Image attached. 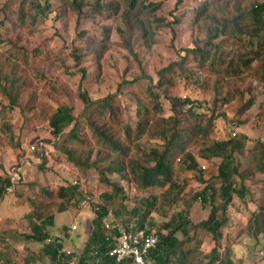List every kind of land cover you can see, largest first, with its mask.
<instances>
[{"label": "trees", "instance_id": "1", "mask_svg": "<svg viewBox=\"0 0 264 264\" xmlns=\"http://www.w3.org/2000/svg\"><path fill=\"white\" fill-rule=\"evenodd\" d=\"M220 1L226 2V10L223 14L216 11L213 6ZM69 2L70 9L67 8L65 11L68 14L73 10L78 13V22H82L80 20L84 16H103L105 11L109 12L110 17L121 9L124 28H119L118 32L121 35L125 32L130 36L128 47L137 60L138 56L132 48V34L142 30L148 38L153 35L151 30L146 28V23L142 22L141 17L144 14L149 16L151 12L157 10L159 5L156 1L124 0L121 6H115L113 2L104 0H70ZM33 6L37 9L38 15H45L50 4L48 0L45 5L40 1H33ZM245 7L244 0L202 1L195 9V18L190 25L194 37L193 44L182 50L179 59L170 62L160 71V82L167 85L163 91L164 97L173 99L169 84L173 77L182 76L191 82L193 88H200L203 93L210 96L211 105H206L207 99H205L188 106L192 101L186 97L187 99H183L179 106L172 102V113L167 116L164 113L163 102L159 98L161 94L149 87L145 89V96L135 95V115L126 119L120 102L114 98V95L93 101L84 91L81 96L85 102V109L76 117L75 126L65 133V127L73 119L68 106L48 105L46 108L43 105L39 109L36 105L28 104V111L49 119L54 127V134H63L64 139L59 142L57 148L63 151L77 168L80 176L75 180L66 179L65 184L57 187H40L36 195L31 194L27 197L32 207L27 217L35 220V223L31 227V232L19 234L18 237L25 238L29 243H38L39 248L31 249L25 246L24 264H37V261L44 262L47 259L50 264H70L72 260H74L73 264H134L131 259L117 262L109 252L122 229L153 230L156 220L151 218V213L154 210L161 219L156 230L158 242L148 255L149 264H198L197 254L202 244L199 229L210 233L216 241V247L206 255L210 257L208 264H234L230 257V249L225 255L227 258H223L220 252V238L223 225L227 222V208L232 204L234 197L237 196L244 203L246 202L247 188L243 175L239 172L236 156L244 155L248 138L244 134H237L235 137L218 140L213 139L211 134L216 120L222 115L227 116L226 111L217 112L218 106L236 104L235 117L241 123L244 121L240 117L256 106L257 118L264 120V101L259 100L252 91L254 81L264 83V1H252L251 8L247 12L243 10ZM31 10L32 8H26L25 3H22L18 18L20 23H14L13 30L18 26L26 27L29 20H36L39 17ZM175 22L179 23V18L175 19ZM204 22L210 34L207 42L201 44L198 32ZM148 24L151 26L150 22ZM103 28L101 34L103 37L98 39L99 43L108 41L104 34L108 32L109 26ZM214 39H218V43L214 44ZM11 42V46L0 51V90L15 104L20 93L27 86V81L23 80L17 85V79L12 75L20 72L27 76L34 60L41 58L44 52L41 47L30 50L23 43L20 30ZM2 44L3 39H0V45ZM208 45L221 48L222 52L228 54L225 56L216 53L212 56V52L207 49ZM71 54L79 62L86 58L85 50L77 45L73 47ZM250 77L253 79L251 80ZM19 78L22 79L21 76ZM9 83L10 89L7 87ZM48 86L53 92L61 93L57 85ZM204 108L207 111H204ZM81 125L91 130L92 137L96 138L97 144L103 145L101 149L105 151V154L92 164L91 151L83 149L78 153L75 147L68 144L72 140L85 144L87 137H81ZM145 137H148L150 142L143 141ZM261 146V170H263L264 143ZM197 148L198 153L194 152ZM198 156L208 160L222 158L216 167L218 175L212 176L221 185L217 187V181L208 182L197 192L195 199H200L203 207L210 206L216 194L220 196L221 201L208 219L194 223L189 217L188 209L175 212L172 210L183 190L180 175L190 171L206 172L201 169ZM99 163L104 165L100 166ZM92 167L98 171V178L103 183L104 189L99 194L90 193L87 200L96 214L89 221L90 228L84 249L80 254L76 251L67 253L65 238L52 235L49 228L55 223L57 213L71 208H83L88 191L84 192L80 188L79 180L87 179ZM24 171L23 167L18 169L21 176ZM112 174L120 175L121 180L128 181L144 193L155 188L160 192L137 198L136 205L130 209L125 203L127 197L124 185L120 179L111 177ZM23 182L21 180V185L24 184ZM11 184V177L3 178L0 174V200ZM109 217H112L111 231L105 230L104 226ZM249 228L251 235L258 239L264 235V198L251 212ZM64 230L67 231V227H64ZM0 264H14L5 250Z\"/></svg>", "mask_w": 264, "mask_h": 264}, {"label": "rangeland", "instance_id": "2", "mask_svg": "<svg viewBox=\"0 0 264 264\" xmlns=\"http://www.w3.org/2000/svg\"><path fill=\"white\" fill-rule=\"evenodd\" d=\"M33 1H40L43 5L46 3V0H0V39H3L0 51L12 45L11 40L16 38L20 30L23 43L30 50L41 47L44 52L41 58L34 60L32 67L28 69L27 76L20 72L12 75L17 79V85L23 80L27 81V86L20 93L15 104L0 90V174L3 178L11 177L12 181V184L7 187L5 196L0 200V259L5 250L14 264H24L25 246L31 249L39 248L38 243H29L25 238L18 237L19 234L31 232V227L35 223V220L27 217L32 209L27 197L31 194L36 195L40 187H57L65 184L66 179L75 180L80 176L77 168L63 151L57 148L59 142L64 139L63 134H54V127L49 119L28 111V104L36 105L39 109L43 105L46 108L48 105L68 106L73 119L65 127V133L75 126L76 117L85 109V102L81 96L84 91L93 101L114 95V98L120 102L126 119L135 115V95L145 96V89L149 87L161 94L159 98L163 102L164 113L167 116L172 113V102L179 106L183 99H187L186 97L192 101L188 106L205 99H207L206 105H211V97L203 93L200 88H193L191 82H188L185 77L172 78L169 85L173 99L164 97L163 91L167 85L160 82V71L170 62L179 59L182 50L193 44L194 37L190 25L195 18V9L204 0H152L158 2L157 10L151 12L149 16L144 14L141 18L153 35L148 38L142 30L132 34V48L138 60L128 47L130 36L125 32L124 35L118 32L119 28H124L120 15L121 9H118L116 15L110 17L109 12L103 11V16H84L80 20L82 22H78V13L73 10L68 14L65 11L70 7V0H48L50 7L45 15L37 14V9L32 7ZM104 1L113 2L115 6H121L124 3V0ZM252 1L255 0H244L246 7L243 10L249 11ZM23 2L26 8H32L31 12L39 17L36 20H29L26 27L18 26L16 30H13L12 25L20 23L18 18ZM213 6L220 14L226 10L225 1L217 2ZM177 18L179 23L175 22ZM148 22L151 26L147 25ZM205 23L201 24L198 32L201 44L207 42L210 34ZM104 26H109L108 32L104 34L108 41L99 43L98 39L103 37L101 34ZM218 41L214 39L213 43ZM74 44L86 52V58L80 62L71 54ZM207 49L212 52V56L216 53L225 56L228 54L222 52L221 48L210 45ZM250 79L253 78L250 77ZM47 84L57 85L61 93L53 92ZM7 87L10 89V83ZM252 91L259 100L264 101L263 82L254 81ZM236 109V104L218 106L217 112L226 111L227 116L222 115L216 120L211 134L213 139L218 140L235 137L237 134H244L248 138L244 155L236 156L239 172L243 175L247 188V198L244 203L235 196L232 204L228 206L227 222L221 230L220 252L223 258H227L225 255L230 249V257L234 264H264V235L258 239L251 235L249 228L250 214L264 198V169L261 170L264 120L257 118L258 108L255 106L240 117L243 123L238 122L235 117ZM204 111L207 109L204 108ZM80 133L81 137H87L85 144L76 140L68 144L75 147L78 153H81L83 149L91 151L90 163L92 164L105 154V151L101 149L103 145L97 144L96 138L92 137L91 130L87 126L81 125ZM143 141L150 142L148 137H145ZM194 152L198 153V148L194 149ZM198 161L201 169L206 172L190 171L180 175L183 190L172 210L175 212L188 209L189 217L194 223L208 219L221 201L220 196L216 194L212 204L203 207L201 200L195 198L197 192L208 182L217 181L212 176L218 175L216 167L222 158L208 160L198 156ZM99 165L104 164L99 163ZM21 167L25 168L23 176L18 172ZM98 175L96 168L92 167L87 179L79 180L80 188L84 192L88 191L83 208H71L57 213L55 223L49 228L52 235L65 238L67 253L76 251L80 254L85 247L90 228L89 221L96 214L87 200L92 193L99 194L104 189ZM111 177L120 179L124 185L127 197L125 203L130 209L136 205L137 198L160 192L155 188L144 193L128 181L121 180L118 174H112ZM21 180L24 181L23 185ZM220 185L221 183L217 181L216 186ZM151 218L156 220L153 229L156 231L159 228L161 216L154 210ZM111 220L112 217H109L105 221V230L111 231ZM108 224L110 227H107ZM64 227H67V231ZM199 237L202 244L197 254V263L208 264L210 257L206 255H209L216 247V241L203 229H199ZM36 263L50 264L48 259ZM73 263L74 260L70 264Z\"/></svg>", "mask_w": 264, "mask_h": 264}, {"label": "built area", "instance_id": "3", "mask_svg": "<svg viewBox=\"0 0 264 264\" xmlns=\"http://www.w3.org/2000/svg\"><path fill=\"white\" fill-rule=\"evenodd\" d=\"M115 240L116 243L109 254L115 257L117 262L131 259L134 264H149L148 255L158 242V234L155 230L122 229Z\"/></svg>", "mask_w": 264, "mask_h": 264}]
</instances>
